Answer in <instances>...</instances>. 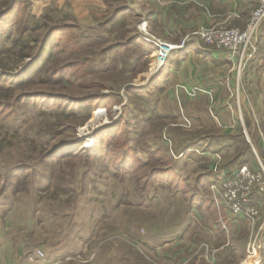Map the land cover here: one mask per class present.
Returning <instances> with one entry per match:
<instances>
[{
    "label": "rangeland",
    "instance_id": "obj_1",
    "mask_svg": "<svg viewBox=\"0 0 264 264\" xmlns=\"http://www.w3.org/2000/svg\"><path fill=\"white\" fill-rule=\"evenodd\" d=\"M21 2L19 23L0 15V264H250L249 243L264 264V229L239 220L217 228L235 238L233 256L201 241L165 257L170 213L215 208L212 170L264 174V22L241 69L194 35L217 24L202 26L181 42L216 59L170 79L171 55L160 67L164 52L144 38L167 42L137 0Z\"/></svg>",
    "mask_w": 264,
    "mask_h": 264
},
{
    "label": "crops",
    "instance_id": "obj_2",
    "mask_svg": "<svg viewBox=\"0 0 264 264\" xmlns=\"http://www.w3.org/2000/svg\"><path fill=\"white\" fill-rule=\"evenodd\" d=\"M137 3L141 12L138 15H142L143 7L147 14H150L153 27L149 30H152L156 36L171 45L178 44L186 36H189L190 40H196L192 37V33L208 24L233 23L238 25L240 22L244 27L248 21L250 10L254 7L253 0H137ZM178 38L180 39L179 42ZM190 40L182 49L170 54V59L167 61L168 78L172 79L175 74H178L179 78L181 75L184 76L186 67H191L190 63H193L194 57L199 56V59L207 63L211 58L216 59L214 53L199 49ZM255 199L258 200V198ZM180 211L176 210L173 216H171V213L168 215L170 219L168 223L175 224V227L173 230L169 229L167 233V235H170L169 239H171L168 244L170 252L165 256L167 259L180 260L186 253L191 252L190 250L194 248L195 243L201 241H204L203 243L220 244L221 255L230 257L234 255L232 247L229 249V245L235 238L228 235V233L230 229L235 228L238 220L229 218L228 215L223 213H218L213 206L208 207V213L202 209L198 211L185 208L183 209V218L180 213L177 215ZM198 213H205L206 216L201 215L200 217ZM201 218L204 222L207 221V224H204L206 227L192 230V223L200 224ZM233 220H236V222ZM222 224L224 227H221ZM218 227L228 232L227 241L222 230L218 233ZM206 229L211 231L206 232ZM189 234H191V237ZM212 257L214 256L212 255Z\"/></svg>",
    "mask_w": 264,
    "mask_h": 264
},
{
    "label": "built area",
    "instance_id": "obj_3",
    "mask_svg": "<svg viewBox=\"0 0 264 264\" xmlns=\"http://www.w3.org/2000/svg\"><path fill=\"white\" fill-rule=\"evenodd\" d=\"M253 2L254 7L250 11L245 29L229 28L221 24L194 33L204 46L220 52L224 51L221 54L227 53L231 55V59L234 55H238L240 69L245 55L253 57L256 53L251 40L264 22V0H253ZM144 39L157 49L156 54L161 55L162 51L164 52L161 62L158 60L160 67L165 66L166 58L175 50L182 49L185 43L183 40L179 45H171L150 37ZM209 177V194L218 213L244 221L251 227L257 226V230L264 229V174L254 171L245 164L236 168H216ZM222 226L224 227L223 224ZM255 247V243L248 244L246 261L256 253L257 257L254 259H257L259 264V251Z\"/></svg>",
    "mask_w": 264,
    "mask_h": 264
},
{
    "label": "trees",
    "instance_id": "obj_4",
    "mask_svg": "<svg viewBox=\"0 0 264 264\" xmlns=\"http://www.w3.org/2000/svg\"><path fill=\"white\" fill-rule=\"evenodd\" d=\"M20 2V0H13V2H11V3H7L6 5H5V8H4V10L1 12V14H3V16H5L4 15V13H7V12H9V11H13L12 12V14H13V16H14V18H16L14 21H10V22H8V23H10V24H17V23H19L18 22V19H19V16H20V14H21V11H22V8L24 7L23 6V4H22V2L21 3H19ZM126 8H123L122 10H125ZM128 9V8H127ZM5 11V12H4ZM126 11V10H125ZM128 11H129V9H128ZM4 12V13H3ZM117 13H119V14H121L122 12L120 11V10H117ZM0 14V15H1ZM19 25V24H18ZM17 25V27H16V29L18 28V33L19 34H22L24 31H26V27H28V25L29 24H22V25H19L18 26ZM25 29V30H24ZM51 39V36H49V39L48 38H46V40H45V46H46V44H47V41H49ZM140 41H141V45H144L145 47H140L139 46V49H143V50H146V52H153V47L151 46V45H145L143 42H142V40L141 39H139ZM135 43V44H134ZM136 43H137V39H133V40H130V41H128V42H126L123 46H122V48H130V47H135L136 46ZM19 45H20V48H19V51H23V49H24V47H26L27 46V43L26 42H21V40H20V42L18 43ZM134 44V45H133ZM129 45H131V46H129ZM121 48V49H122ZM118 50H120V49H118ZM125 50H128V49H125ZM26 58V56H21V58ZM242 165H245V164H242ZM242 165H240V166H242ZM208 184H207V187H208V192H209V184H210V181L208 180V182H207Z\"/></svg>",
    "mask_w": 264,
    "mask_h": 264
},
{
    "label": "bare ground",
    "instance_id": "obj_5",
    "mask_svg": "<svg viewBox=\"0 0 264 264\" xmlns=\"http://www.w3.org/2000/svg\"><path fill=\"white\" fill-rule=\"evenodd\" d=\"M255 256H256V253H255L254 257H250V258H249V262H250L251 260H253V262H254V260H255V259H254ZM251 258H252V259H251ZM255 261H256V260H255ZM250 263H252V262H250ZM246 264H247V263H246Z\"/></svg>",
    "mask_w": 264,
    "mask_h": 264
}]
</instances>
